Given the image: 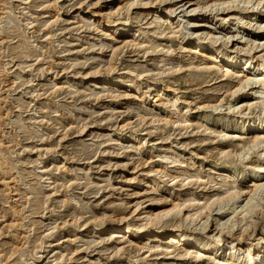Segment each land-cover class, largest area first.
<instances>
[{
    "label": "rangeland",
    "instance_id": "rangeland-1",
    "mask_svg": "<svg viewBox=\"0 0 264 264\" xmlns=\"http://www.w3.org/2000/svg\"><path fill=\"white\" fill-rule=\"evenodd\" d=\"M224 1L0 0V264H245L247 243L264 247V220L238 236L264 155L241 135L264 118L241 106L257 88L233 93L191 40L264 36L251 7L221 23ZM216 224L235 240L200 252L172 237L215 239Z\"/></svg>",
    "mask_w": 264,
    "mask_h": 264
},
{
    "label": "bare ground",
    "instance_id": "bare-ground-1",
    "mask_svg": "<svg viewBox=\"0 0 264 264\" xmlns=\"http://www.w3.org/2000/svg\"><path fill=\"white\" fill-rule=\"evenodd\" d=\"M251 1L252 0L224 1L223 3L218 4L217 8H214V11H215L214 15H220L219 19L221 23H224L225 21H229L230 19H233L234 17L241 20V18H244V16L248 14V9L251 7L250 16H255V18H261V19L264 18V9L261 10V7L264 6V3L259 8V5L261 4L262 0H254L252 2ZM213 6H215V4ZM258 8L259 10H257ZM243 10H245L246 12H242ZM257 11L259 13L258 17L256 14ZM256 29L257 30L260 29V31H264V19L258 20ZM258 34L259 33L257 32L256 35ZM206 35H208L209 37L198 36L196 40L194 39H191V40L196 41L198 43L196 44L198 48L200 46L203 47V48L200 47L199 49L206 50V52H209L210 55H213L214 57H216L214 59H217V60L216 61L214 60V62L210 66H215L218 72H220L221 76L228 77V78L230 77L236 80V83H235L236 86H235V89H233V93H236L239 90H242L245 88H248V89H254L255 87L257 88L253 90V93L254 95H256L255 93H258L259 95L252 96L253 94L252 95L248 94L250 97H253L251 99L253 100L257 99V100L252 101L251 99H249L248 101H245L241 105L242 108L244 106V108H246L247 110L251 108L263 109L264 108V36H255L253 37V39L250 38V39L243 40V39H240L243 36H239L237 38L236 37L237 34L227 35V33H224L222 37H216L214 35V32H212V30L211 31L209 30L206 33ZM189 39L190 37L185 35L180 40L182 42L184 40H189ZM218 40L221 41L223 46L225 47L229 46L230 51L228 52L225 49L221 48L219 45H216V42ZM257 48L258 49L261 48L259 51H262V52L261 53H259L258 51L255 52V49ZM255 53L256 55H254ZM252 70L254 72H251ZM156 90H158L159 92L162 91L161 88H158ZM246 125H248V127L251 128V130L250 131L242 130L241 132V135L242 136L245 135V137L246 135L250 134L247 137V139L244 141V145L246 146L245 149L246 150L256 149V151L259 152L260 150L264 148V118L259 117L257 118L255 122H249ZM255 161H256V165L254 164L255 167L252 169L250 173H248L249 178H250L249 181L252 183V186H250V188L248 189L247 191L248 193L245 194V197L247 200L246 202H251L255 196H256L255 197L256 199L254 203H251L248 206V208L245 207L246 209L243 210V212H240V213H243L242 219L245 220V223L243 226H241V228L244 227L242 233L238 234L239 240L241 237H243L245 233L248 232V227L251 224L252 226L258 225L256 224L257 219H261L260 221L264 220V204H263L264 194H262L264 193V180L263 178L262 179L259 178V175L263 173L262 170H264V155L260 154ZM225 195H226L225 197L224 195L222 198L221 196L220 197L218 196L217 198H214V200H211L210 202L203 203L198 208V211H196L194 214L192 213L187 216L190 217L191 219L193 218V220L197 218H201L202 215L204 214L206 216H209V211L211 210V208H213L212 207L213 205L215 206L216 204H224L223 202L225 200L234 202L237 198L242 196V192L236 186H234L232 189H228ZM181 208H182L181 205L176 203L172 206V208L168 210H164V211H160L155 214L147 215L148 216L147 218L151 222L152 226H156L157 224L161 222L163 218L167 216L178 215L179 212L181 211ZM253 212L255 213V216L254 215L252 216ZM252 218H253V222H251ZM207 219L204 220L202 223L203 225L201 228L202 231L209 228L208 227L209 224L206 222ZM123 220L124 218L121 217L119 219V223L121 224ZM120 224H118V226H115V228H119V227L121 228ZM229 225L228 227L232 228L231 232L232 234H234L233 229L236 226L235 221L233 222V224L230 223ZM122 227L125 228V230L127 231V234L133 232L132 227H130L128 223ZM254 227L252 229H254ZM178 228H181V227H178ZM225 228L227 227L219 226V224L218 225L216 224L213 230H216V233L218 235L216 236L215 239L207 238L203 241H199L198 239L199 237L189 235L185 233L184 231H180V230H178L177 233L172 232L173 233L172 237L173 239L175 238L178 242H181L182 244H187L191 242L192 243L191 246L197 248V250L201 252L207 248H213V247L216 248V246H219L220 243L225 241L226 239H229L230 242H233L235 238L233 237L226 238L225 237L226 235H224L225 233L224 234L222 233L225 230ZM226 233H229L228 230L226 231ZM245 252L247 253V256H249V258L245 260V264H257V263L264 264V247L253 250L252 243L249 242L246 244Z\"/></svg>",
    "mask_w": 264,
    "mask_h": 264
}]
</instances>
